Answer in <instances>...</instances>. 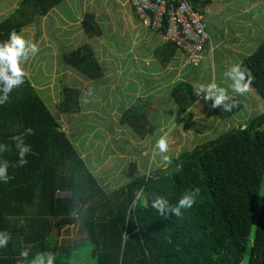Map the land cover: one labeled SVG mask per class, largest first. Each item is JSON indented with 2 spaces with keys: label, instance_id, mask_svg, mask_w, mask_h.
Returning <instances> with one entry per match:
<instances>
[{
  "label": "trees",
  "instance_id": "1",
  "mask_svg": "<svg viewBox=\"0 0 264 264\" xmlns=\"http://www.w3.org/2000/svg\"><path fill=\"white\" fill-rule=\"evenodd\" d=\"M62 2L21 0L0 23V43ZM191 2L204 14L210 0ZM83 26L91 38L102 35L92 14L85 15ZM64 62L87 81L105 75L88 43L64 55ZM239 65L250 72V87L264 100V41ZM3 67L0 85L5 74L11 75ZM80 96L79 89L62 86L57 109L80 114ZM171 97L182 113L198 101L188 82L173 87ZM233 98L238 106L232 111L213 108L219 119H230L244 108L242 100ZM155 109L149 99H139L122 113L120 128L145 140L159 129L150 119ZM21 143L31 149L22 167L17 166ZM0 145L6 146L0 161L8 162L11 176L0 182V232L11 236L0 248V264H32L36 254L45 252L54 254V264H81L83 249L91 251L97 264H264V113L182 152L165 169L137 174L108 191L25 72L23 84L0 104ZM194 187L200 188V196L180 217H162L152 207L156 195L175 206ZM72 227L75 239L63 237ZM24 250L28 257L21 256Z\"/></svg>",
  "mask_w": 264,
  "mask_h": 264
},
{
  "label": "rangeland",
  "instance_id": "2",
  "mask_svg": "<svg viewBox=\"0 0 264 264\" xmlns=\"http://www.w3.org/2000/svg\"><path fill=\"white\" fill-rule=\"evenodd\" d=\"M20 2L21 0H0V23L14 13ZM124 2H126V0L113 2L114 6L119 10L115 12L114 9L113 12V16L115 17L114 21L116 22L117 19V22H119L117 23L118 28L125 23L123 21L126 17L133 15L129 0L125 5H123ZM204 16L208 24L210 41L205 49V57L201 64L196 66L184 65V80L188 81L195 88L201 84L207 85L214 82L219 87H223L230 96H235L242 100L244 108L230 119L222 120L217 117L213 108L210 107L212 104L211 100L205 103L202 98L198 97L200 102L187 113H182L180 108L174 105L175 103L172 104L171 101L164 100L158 102V106L151 113L150 119L159 129L152 135L150 140H147V142L140 143L132 139L130 141L132 146H126L128 142L127 137H129L127 133L130 132L120 128V126L118 130L116 124L117 118L106 116L103 117L104 120L101 119L99 121L96 118V113L93 116L71 114L66 122L69 126L67 133L70 134L69 136L72 142H77V148L80 151L94 146V149H92L94 152H91L89 149V158L86 160L90 170L95 169L97 167L96 164L99 162L103 163L108 159L107 161L109 163H107V167L104 168V172L111 175L108 166H112L113 168L117 166V162L114 161V158L109 160L112 155H117L118 152H120V154L121 152H130L132 155L128 154V158H124L125 165L122 172L117 173L116 170L113 171V174L118 176L116 180H106L108 185L111 183H116L119 186L126 185L137 174H153L160 169H165L171 164V161L177 158L182 152L192 150L194 147L207 140L218 138L231 128L245 126L254 116L264 113V100L255 90L250 87L247 93L242 95L236 94L232 91L231 79L225 75L231 66L241 63L247 56L256 50L262 41H264V0H213ZM20 35H22L26 41L37 44L39 49L43 46L46 48L49 36L55 34L53 29L49 28L46 22L40 20L37 24L36 20V24H32L25 28ZM41 38H44L46 41L44 45L39 44ZM126 39H130L129 36H127ZM128 44L130 43L127 41L124 42L122 46L128 49ZM55 48L58 50L57 52H54ZM52 49L51 52L45 51L43 54L45 57L49 56L52 58L53 62L57 64L59 68L58 61L55 60L54 55H57V53L61 51L57 46L54 47V45H52ZM238 49L240 50L237 51ZM28 55L29 58L22 63L26 74L35 86H39L43 89L38 91L40 96L56 119H61L62 113L57 109V104L61 101L62 81H65L64 85L71 87H78V81H75V84H71V77H63L61 73L50 76L45 74H32L33 54L29 51ZM38 69L47 73L46 66L42 67V65L39 64ZM69 71L75 72L71 68H69ZM115 77L121 84H126L125 90L127 91H120V89H118V91L116 89L110 93L113 98L110 104L108 103L104 106L107 114L113 111L112 107L116 110H120V112L124 111L128 106V102L132 104L136 101L134 100V95L137 90H146L143 77L137 76L134 78V76L131 77L126 74L120 76L116 75ZM74 79L75 78L72 77V80ZM125 95L127 97L126 99L124 98ZM127 99L129 100L128 102ZM95 112H97L96 109ZM63 115L64 118L68 116L66 114ZM112 121H115V123H112ZM60 123L63 124L62 121ZM165 125L168 130L165 129L162 134L160 128ZM112 131L119 134L118 140L114 141L113 144L111 137L108 136L107 138L106 136ZM92 134H100L103 137L101 139H92ZM164 135L167 136L168 150L166 153H160L156 148V141ZM134 143L137 144L135 145ZM144 152H146V154H142ZM94 153L95 155H93ZM165 155L169 157L167 161L163 158ZM117 161L122 162L123 157H119ZM98 179H103V176L98 175ZM106 189L108 191L115 190L108 186ZM261 198H263V191L261 193ZM255 226L256 222L254 223L253 229ZM66 233L67 232L64 233V236ZM90 252L89 249H83L80 252V255L84 257L81 264H97ZM249 256L250 251L247 252L245 261L249 259Z\"/></svg>",
  "mask_w": 264,
  "mask_h": 264
},
{
  "label": "crops",
  "instance_id": "3",
  "mask_svg": "<svg viewBox=\"0 0 264 264\" xmlns=\"http://www.w3.org/2000/svg\"><path fill=\"white\" fill-rule=\"evenodd\" d=\"M116 1L119 0H63L62 4L55 7L46 16L37 18V24L40 20H43L48 24L49 28L53 29L55 35L49 36L47 43L44 38L40 39L39 44L44 45V43H46L47 47L45 48L43 46L42 48H39V51L33 55L32 74H45L50 76L61 73L63 77H71V84H75V81H78V87L73 86V88H77L81 92L80 114L93 116L96 113V118L99 121L101 119L104 120L103 117L106 116L117 118L116 124L119 130L120 117L122 113L126 109L130 108L134 102L139 99H149L154 103L156 108L158 106V102L164 100L171 101V103L174 104L170 94L173 87L181 82L188 81L184 80V54L176 47L175 44L165 39L163 32L144 27L138 20L131 5L133 15L126 17L123 21L125 23L118 28L117 23L119 22H117V19L115 22V17L113 16L114 9L115 12L119 11L113 4V2ZM212 1L213 0H210L209 4L205 7L204 14ZM126 2L128 3V0H126ZM126 2H124L123 5H125ZM87 14L94 15L96 22L102 30V35L100 37L91 38L85 33L83 21L85 19V15ZM36 20L33 25L36 24ZM127 36H129L130 39L127 40ZM127 41L130 43L128 44V49L122 46V44ZM87 43L94 47L97 58L105 70L104 77L99 80L87 81L80 77L79 74L72 71L74 73L73 74L69 71L70 67L64 62V55ZM52 45H54V47L57 46L61 51L60 53H57V55H54L55 60L58 61L59 68L58 65L53 62L52 58L49 56L45 57L43 54L45 51L51 52L53 50ZM239 50L240 49L237 51ZM57 51L58 50L55 48L54 52ZM39 64L42 65V67L46 66L47 73L38 69ZM125 74L131 77L134 76V78L137 76L143 77L146 90H137L134 95V100L136 101L132 104H130L127 99L128 106L126 105L127 107L124 111L120 112V110H116L112 107L113 111H111L110 114H107L104 106L105 104H110L111 99L113 98L110 93L116 89L124 91L126 86V84H121L115 76ZM72 77L75 79L72 80ZM64 82L65 81L63 80L62 86H64ZM35 87L38 91L43 90L39 86ZM124 98H127L126 95ZM95 109L97 112H95ZM67 118H70V115L64 118V115L62 114L61 119H57L59 123L61 121L63 122V124L60 123V125L65 132H67L69 127L66 122ZM112 123H115V121H112ZM165 129L168 130L166 125L161 126L160 130L162 134ZM68 135L70 134L68 133ZM127 135L129 137H127L128 142L126 146H132L130 142L132 139L142 143L147 142V140H150L152 137L150 136L145 140H140L131 132L127 133ZM106 136L107 138L108 136L111 137L112 144L119 138V134L115 131H112ZM102 137L103 136L100 134H92V139H101ZM74 143L77 146V142ZM134 144L136 145L137 143ZM89 149L91 152H94L92 150L94 149V146H90L86 150H79L85 161L89 158ZM128 154L131 155L130 152H121V154L118 152L117 155H112L109 160L114 158V161L117 162V166L115 168L108 166L109 171H111V175L104 172V168H106L107 163H109L107 161L108 159L103 163L99 162L96 164L97 167L91 170L97 178L98 175L103 176V179L100 181L104 187L108 186L111 189H117L123 186H119L116 183L108 185L106 180H116L118 175L113 174V171L116 170L117 173L123 171L125 165L124 158H128ZM142 154H146V152ZM93 155H95V153ZM121 156L123 157V161L118 162L117 160ZM122 176L127 177L125 175ZM65 232L67 233L63 237L69 236L68 238L75 239L76 230L74 227L67 229Z\"/></svg>",
  "mask_w": 264,
  "mask_h": 264
},
{
  "label": "clouds",
  "instance_id": "4",
  "mask_svg": "<svg viewBox=\"0 0 264 264\" xmlns=\"http://www.w3.org/2000/svg\"><path fill=\"white\" fill-rule=\"evenodd\" d=\"M35 54L39 51L37 44L31 41H26L25 38L13 30L9 34V39L0 43V65H3L2 71L7 73L10 71L11 75L5 74L3 76L4 83L0 85L3 94H0V104L6 102L9 98V93L16 87H19L24 82L25 71L21 64L29 58L28 52ZM231 81L232 91L236 94H245L249 91L252 83V76L250 72L242 68L241 65L236 64L225 73ZM196 95L203 99L205 103L212 101L211 108L222 107L225 111H232L238 106V101L230 96L223 87H219L216 83H209L207 85H199L195 88ZM203 94V95H201ZM199 102V100L197 101ZM19 160L17 166L22 167L28 161L25 158L26 154L31 151L30 146L18 144ZM156 148L160 153H166L168 144L166 136H161L156 141ZM6 146L0 145V152L5 151ZM164 160L169 157L165 155ZM8 162L0 161V182H8L11 176L8 174ZM200 196V188L194 187L190 191L184 193L175 206L169 204L168 200L163 196L156 195L152 200V207L162 216L166 217L168 214L180 217L183 215L182 210L190 209L197 202ZM11 236L7 232H0V248L5 247ZM28 250L21 252L22 257H28ZM55 256L51 252L38 253L32 260V264H54Z\"/></svg>",
  "mask_w": 264,
  "mask_h": 264
},
{
  "label": "built area",
  "instance_id": "5",
  "mask_svg": "<svg viewBox=\"0 0 264 264\" xmlns=\"http://www.w3.org/2000/svg\"><path fill=\"white\" fill-rule=\"evenodd\" d=\"M140 23L161 31L185 56L186 66L199 65L209 44L208 24L191 0H129Z\"/></svg>",
  "mask_w": 264,
  "mask_h": 264
}]
</instances>
